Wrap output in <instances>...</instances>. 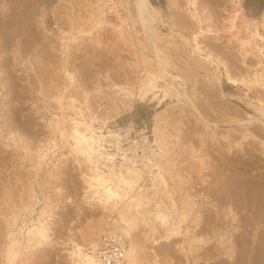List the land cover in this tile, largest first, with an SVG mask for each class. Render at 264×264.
I'll use <instances>...</instances> for the list:
<instances>
[{"label":"rangeland","instance_id":"obj_1","mask_svg":"<svg viewBox=\"0 0 264 264\" xmlns=\"http://www.w3.org/2000/svg\"><path fill=\"white\" fill-rule=\"evenodd\" d=\"M3 1L0 2V10L8 6V2ZM84 1L86 3L91 0ZM150 1L161 11L165 23L178 32L182 31L191 36L197 30L198 23L186 8L191 0ZM24 5H26V12H32L30 20L34 39H31L30 47L26 51L21 52V45L15 42L17 44L13 43L6 55L0 57V62L2 59L9 60L6 65H3L4 67L0 65V264H6L2 254L9 242L6 238L9 230L6 220L9 216L1 214L7 211L2 204V199L5 189H10L8 193H12L15 200L18 192L22 193L21 185L16 183V178L22 182L31 183L34 189L33 201L30 204L35 206L36 211L32 218L39 216L38 212L44 204L51 206L57 204L52 208V219H50L53 223H50L52 242L32 253L30 257L32 259L19 260L17 264L21 262L23 264H71L69 256L63 253L66 247L64 243H69L71 237L80 239L79 230H82L90 219L95 220L94 218L101 214V207L92 205L85 197L81 169L74 164L73 155L69 153L70 147L64 146L60 135L49 127L51 121L61 116L60 105L56 100L60 92H64L66 97L64 102H69L68 99L70 100L73 96L77 100L74 99L76 101L74 103L83 112L85 111L84 114L88 119L90 115H95L97 120L99 118L96 122L97 126L102 125L107 118L108 127L114 130L119 129L118 131L129 130L131 139H137L140 143L144 142L141 139L147 135L150 145L153 144V127L157 117L166 118L164 120H177L181 125L178 130H173L176 146L174 145L172 150L174 156L172 159L178 157L174 159V162L177 166L179 164L180 171L186 173H182L184 176L182 190L185 192L183 193L185 195L187 192L186 196L195 203L194 212L197 210L196 212L201 214V220H204L196 229L213 236L219 229L226 230L231 225L230 228L233 229L232 227L238 225L239 230L232 233L233 244L231 242V245L235 249V256L240 253L235 258L237 263L241 264L243 260L246 264L245 252L260 239L258 231L263 228L264 232V150L259 144L264 141V118H261L260 112L257 111L260 107L264 110V80L258 79L254 74L258 70L262 72L258 59L253 55L243 56L240 43L234 38L235 29H232L231 33L227 26L231 24L230 19L232 20L236 14L235 11L238 10V13L242 14L237 16V20H240L238 22L241 23V31L245 35L249 25L256 21L259 24L262 22L264 0H233V2L231 0H193L192 10L196 9L195 13L203 20V26H209L213 31L199 37L200 44L211 51L215 57L223 60L219 67L215 63L199 60L198 55H189L191 47L186 41L170 33L168 27H158L163 34L171 35V38L173 37L172 39L179 45V48L170 46L167 50L171 60V65L168 67L170 74L159 80L162 85L166 83L174 86L171 90L174 97L169 96L170 98L167 97L162 103H158L157 99H151L150 96L145 99L134 97L131 101L133 105L128 109L120 110L119 114L113 118L112 116L108 118L107 111L110 110L108 105L110 103L107 100L114 96H123L121 95L123 91L118 89V84L123 82L134 84L138 76L144 74L142 64L139 71L136 70L134 63L138 61V56L135 54L134 47L131 48L129 44L137 39L140 40V45L135 47L139 49L138 51L144 52L149 59L148 62H151L150 67L157 66L156 51L150 39L149 30H144L137 24V32H135L130 28L129 23L126 27L135 39L132 40L131 38L134 37L124 35V38L128 39L126 43L118 39L119 34L111 30L110 26H106L100 33V46L87 33L79 34L76 41L68 40L67 42L70 28L64 17L73 11L67 8L66 0H24L22 6ZM77 10L76 7L74 12L76 13ZM183 14L184 16H181ZM260 31L264 36L262 26ZM164 39L167 41L168 38ZM258 43L264 46V41L261 39H258ZM143 45L146 48L143 49ZM192 59L195 63L203 64L202 68H197L195 63H192ZM64 68L68 70V74L71 72L70 76L65 73ZM212 73H215L216 78ZM171 74L178 76L179 79H173ZM228 74L238 79L242 76V78L249 77L257 82H253L256 84H251L248 88L241 81L235 83L228 81ZM244 135L247 137L243 139ZM52 137L56 139L58 146L53 148L54 153H51L50 161L34 159L32 164H28L26 154L33 152L39 156V153H42L41 149L50 143ZM238 141L242 142L241 147L235 146ZM148 146L146 143L145 147ZM192 147L196 150L194 158L189 153ZM140 153L142 154L143 151L140 150ZM62 159L64 165L63 161L61 162ZM151 181V178L146 176L144 182L146 194L151 197V200L150 203L149 201L146 203L144 209L149 210L155 208V202L158 199L166 200L165 197L161 198L160 194L156 195ZM46 195H49V200L44 199ZM165 203L168 201L166 200ZM11 204H13L12 201ZM227 205L228 208L232 206L236 213L234 220L226 216L228 208L224 206ZM30 219L26 217L23 222H18L13 231H17L27 222V226L23 229L26 232L27 227L33 223ZM147 220L146 223L140 220L133 234L135 239L140 241V254L143 259L152 261L151 256L154 250L161 264H207L208 262L224 264L228 260L224 254L228 244L225 243L227 245L222 246L218 240H215L216 238H213V242L209 243L210 245L207 244L202 251L207 254L211 252L208 262L204 259L190 261L181 250L184 244L181 236L178 239L171 238L169 241L161 239L158 244H155L152 239L145 238L146 233H149L150 224L148 223L155 224V221L148 216ZM191 220L192 217L184 225L188 224L192 227L194 221ZM159 227L158 225L157 237L165 234V230ZM129 243L130 239L127 238V244ZM262 244L264 252V243Z\"/></svg>","mask_w":264,"mask_h":264},{"label":"bare ground","instance_id":"obj_2","mask_svg":"<svg viewBox=\"0 0 264 264\" xmlns=\"http://www.w3.org/2000/svg\"><path fill=\"white\" fill-rule=\"evenodd\" d=\"M5 1L8 2V6L0 10L1 58V55H3V57L4 54L6 55V52L8 51V49H10L13 43L17 42L19 46L21 45L20 47L22 52V50L26 51L27 49H29V42L31 41V39H34L32 21L30 20L32 12H26V5L22 6L24 4V0ZM231 1L233 2V0ZM2 2L4 1L2 0ZM22 2L23 4L21 5ZM66 2L67 8L70 11H73L72 13L70 12L66 17H64V20L70 28V30L68 31V39L66 40L67 42L68 40L76 41L78 40L79 34L87 33L90 35V38L100 46V33H102V29H104L106 26H110L112 28L111 30L119 34L118 39L123 40L127 43L128 39L124 38V35H128V37H134L126 27L129 23L131 24L130 28L135 32H137V24L144 28V30H149L150 32V39L156 51L157 66L155 68H153V66L150 67L151 62H148L149 59L145 56L144 52L138 51L139 49L135 47L136 45H140V40L137 39L135 40V42L137 43L134 42L129 44L130 47L132 46L131 48L134 47L135 54L136 56H138V61H135L136 63H134L136 65V70L139 71V68L142 64L144 66L142 70L144 74L141 72L143 75L138 76V80L134 84H131L129 82L118 84V89L123 91V93L121 94L123 96H118L119 98L117 96H114L107 100L110 103L108 104L110 110L108 109L109 111H107V114L109 112L108 118L110 116H112V118L115 117L117 114H119L120 110L130 108L133 105L131 101L134 97L145 99L150 96L152 97L151 99H157L158 103H162V101L167 97L173 96V94H171V90L174 88V86H170L166 83L165 85H162L160 84L161 82H159V80L164 78L167 74H170L168 67H170L171 65V60L169 59L167 50L170 46L179 48V45L176 40L172 39L173 37L171 38V35L168 36L166 34H163L158 29V27L166 26L168 27L170 33L186 41V43L191 47L189 55H198L199 60L215 63L218 67L223 62L222 59H220L219 57H215L211 51L207 50L206 47L200 44L199 37L205 36L213 31L209 26H203V20L199 18L195 13L197 12L196 9L192 10L191 5L193 4V0H191L189 2V6L186 7L188 9L187 11H189V14L198 23L197 30L191 36L182 33V31L178 32L171 25L165 23L161 11L156 8L150 0H91L86 3L84 0H66ZM175 3L176 2H174V4ZM76 7L78 8V10L75 13L74 10L76 9ZM132 8H134V10H132ZM235 12L236 14L234 13L235 15H232V20L230 19L231 24L227 26L229 27L228 30L232 33V29H235L236 32H233L234 38L239 41L241 48L240 50H242V54L244 57L246 55H253L258 59V64L261 65L262 72L260 73V70H258L257 72L255 71L256 73L254 74L258 79L263 81L264 46H261L258 43V39L264 41V36L260 31V26H262L264 29V17L260 24L258 21H256L253 24L249 25L246 34L243 35L240 27L241 23L239 24L238 22L240 20H237V16L240 13H238V10H236ZM181 16H184V14ZM241 20V22L244 23V20ZM156 25L159 26L156 27ZM165 37L170 39H167L166 41L164 39ZM131 39L134 40L135 37ZM17 43H15V45ZM144 48H146L145 45H143V49ZM132 52L134 53V51ZM8 61L9 60L7 59H2L0 65L4 67L3 65H6ZM192 63H195V60H193ZM192 63L191 65H193ZM202 65L201 63H195V66L197 68H202ZM193 67L194 66H192V68ZM64 71L68 74V70L66 68H64ZM70 73L68 74L69 76ZM212 74L213 77L216 78L215 73ZM171 77L176 80L179 79V77L175 75H172ZM227 77L229 79L228 81L233 83L241 81L248 88L251 87V84H256L253 82H257L255 81V79L252 80L249 77L242 78V76L238 79L237 77L235 78L230 74H228ZM58 92L60 91L58 90ZM176 97H178V95H176ZM65 98L66 97L64 95V92H60L57 95L56 100L60 105L61 116H59L58 118L55 117L56 120L51 121L49 127L53 129L54 132H57L60 135V140L62 141L64 146L70 147L69 153L73 155L74 164L77 166V168L81 169L80 174L82 175V180L84 182V191L86 193L85 197L92 205H98L101 207V214L96 217L97 219H90L89 223H87L84 228L82 227V230H79L80 239L71 237L69 243H64L66 244V247L64 248L63 253L69 256L71 264H106V261L101 257V255H99L97 250L104 237L110 235L115 236L117 240L120 241L124 249L122 261H117L114 264H161V260H159L158 254L153 250L154 248L152 249V261L143 259L142 255L140 254V241L138 242L133 236L135 229L137 228L139 222H141L140 220L144 221L145 223L146 221H148L147 216L152 218V220L155 221V224L151 225V222H149L148 224H150V226L146 225L150 228L149 233H146L145 238L152 239L155 244H158L161 239H166L169 241V239L171 240V238L178 239L181 236L184 242L181 250L185 252L190 261L193 260L195 262L204 259L208 262L210 260L209 258H211L210 256L212 255H210L211 252L207 254L203 253L202 251L205 250L207 244L213 242V238H216L215 240H218L220 245L224 246L228 244L225 253L222 251L228 258V260H226L224 264H238L235 258L240 253L236 254L235 256V249L231 245V242L233 244V241H231L233 240L231 239V237H233L232 233H234L233 231L239 230L238 225L236 227H232L233 229L230 228L232 225L229 226L226 230L219 229L213 236H210L207 232H204L202 230L197 231L196 229L197 226L199 227L203 219L201 220V214H198L196 212L197 210L195 211L196 213L194 212L195 203L190 200L188 196H186L187 192L184 195L185 192L184 190H182L184 176L182 175L186 173L180 171L179 164L177 166V163L174 162V159L178 157L172 159V157H174L172 154V150L174 148V145L176 144V141L173 139L175 137L173 130H178V127L181 125L177 120L173 121L170 118V120H164L166 118L162 119L160 117H157L155 126L153 127V144L150 145L151 142L149 141V136L147 135L144 136L143 139H141L144 141L143 144L137 141V139H131L129 130L118 131L119 129L114 130L108 127L106 121L108 120L107 118L103 121V123L101 121L102 125L97 126L96 122L99 120V118L97 120V117H95V115H90V118L88 119L84 114L85 111L83 112L79 107L76 106V103H74L77 100L73 98V96L70 97V100L68 99L69 102H64ZM74 99L76 101H74ZM70 111L75 112L70 113ZM257 111L260 112L261 118H264V110L260 107V109ZM246 137L247 135H244L243 139ZM146 143L149 145L148 147H145ZM259 144L263 146L262 148L264 150V141H261ZM57 146L58 142L55 138L52 137L50 139V143H48V145L45 146L44 149H41L42 153H39V156L37 155V153L25 152V154L27 153L26 158L29 161L28 164H32V162H34V159L45 161L46 159L51 158V153H54L53 148H56ZM235 146L241 147L242 142H236ZM140 150L143 151L142 154L140 153ZM177 151L179 152V150ZM195 152L196 150H194V148L192 147L189 152L192 155V158L195 157ZM62 161L63 159L61 160V162ZM31 167H33V165ZM146 176H149L151 178V184L156 195L160 194L161 198L165 197L168 203H165L166 200L164 199L163 200L165 202L158 199L155 202V208L153 210H149L147 208L144 209L146 203L148 201L150 203L151 200V197L146 194L147 190L144 184ZM16 179V183H19L21 185L20 191L22 193L19 194L18 192V197L15 200L12 193H8L10 189H5V193L3 196L4 198H1L3 202L1 203L5 205L4 207H6L7 210H5V213L1 214H6L7 216H9L6 220V224L9 229L6 233V238L9 242L2 254L4 257V261H6V264H17L19 260L32 259L30 258L32 256V253H35L37 249L41 247L43 248L44 246L49 245L52 242V232H50V228L52 227V225L50 227V223L52 222H50V219H52V208L53 206L57 205H54L53 203L52 206L44 204L41 207V210L38 212L39 216L37 218H32L36 211L35 206L30 204L33 201L32 198L34 189L31 183H25L24 181L22 182V180L20 181V179L18 178ZM159 186H161L163 189H161ZM245 188L246 187H244V189ZM44 199L49 200V195L47 197L44 196ZM52 199L54 201V198ZM11 201L13 202V204H11ZM4 207L2 206V208ZM224 207L228 208V205ZM2 211L4 212L3 209ZM255 212L257 211L255 210ZM226 216H229L232 220H234V218L236 217V213L232 206L226 209ZM26 217H30V221L33 222L30 227H27V231L24 232L23 230L24 227L27 226V222L20 226L17 231H13L17 223L21 221L23 222V219ZM190 217H192V220L194 221L193 226L191 225L192 227H190V225L188 226V224L184 225ZM205 223L206 222H204V225ZM210 223L212 224V222ZM232 223L233 222H231V224ZM158 225L165 230V234L158 235L159 237H157L156 235L157 233H159L157 228ZM205 228L203 227V229ZM221 228L223 229V227ZM262 230L258 231L260 237L258 242L251 245L252 247L249 246L251 249L249 248L248 251L245 252L246 264H264V252L262 251V243H264V232ZM127 238L130 239L129 245L126 242ZM64 244L63 246H65ZM213 254L215 255V253ZM209 263L210 262H208L207 264ZM21 264L23 263L21 262ZM241 264H244L243 260H241Z\"/></svg>","mask_w":264,"mask_h":264},{"label":"built area","instance_id":"obj_3","mask_svg":"<svg viewBox=\"0 0 264 264\" xmlns=\"http://www.w3.org/2000/svg\"><path fill=\"white\" fill-rule=\"evenodd\" d=\"M97 252L106 261V264H114L117 261H122L124 249L120 241L115 236L110 235L104 237Z\"/></svg>","mask_w":264,"mask_h":264}]
</instances>
